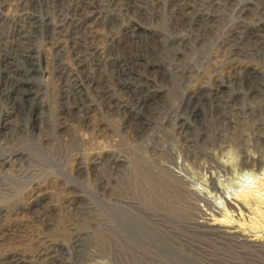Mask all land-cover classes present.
I'll return each mask as SVG.
<instances>
[{"label":"rangeland","instance_id":"1","mask_svg":"<svg viewBox=\"0 0 264 264\" xmlns=\"http://www.w3.org/2000/svg\"><path fill=\"white\" fill-rule=\"evenodd\" d=\"M0 264H264V0H0Z\"/></svg>","mask_w":264,"mask_h":264},{"label":"bare ground","instance_id":"2","mask_svg":"<svg viewBox=\"0 0 264 264\" xmlns=\"http://www.w3.org/2000/svg\"><path fill=\"white\" fill-rule=\"evenodd\" d=\"M23 28V27H22ZM232 53H234V52H232ZM82 56V55H81ZM227 66V65H226ZM233 66H235V65H233ZM230 68V67H229ZM247 72V71H246ZM93 74V73H92ZM112 90H114V89H112ZM194 94V93H193ZM196 95V94H195ZM196 96H198V95H196ZM198 98V97H197ZM200 100V99H199ZM208 100V99H207ZM227 120V119H226ZM227 122H228V120H227ZM172 177H174V176H172ZM176 178V177H175ZM210 178V177H209ZM176 180V179H175ZM174 180V181H175ZM181 180V179H180ZM173 182V181H172ZM178 182V181H177ZM180 182V181H179ZM173 184V183H172ZM173 185H175V183L173 184ZM174 188V187H173ZM175 190V189H174ZM248 192V191H247ZM190 194H192V193H190ZM193 195V194H192ZM199 200L200 201H203V199H201V197H199ZM205 200V199H204ZM205 202V201H204ZM174 208V207H173ZM169 210V209H168ZM173 211V210H172ZM171 211V212H172ZM175 213V212H174ZM197 213H198V211H197ZM204 216H205V213H203V212H201V211H199V213H198V217L199 218H204ZM200 222H202V223H206V225H207V221H200Z\"/></svg>","mask_w":264,"mask_h":264}]
</instances>
